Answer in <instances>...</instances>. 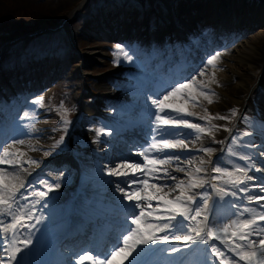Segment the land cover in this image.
<instances>
[{
  "label": "snow or ice",
  "instance_id": "snow-or-ice-1",
  "mask_svg": "<svg viewBox=\"0 0 264 264\" xmlns=\"http://www.w3.org/2000/svg\"><path fill=\"white\" fill-rule=\"evenodd\" d=\"M117 60L119 62V53L123 51L124 46L117 44ZM220 53L210 56L206 63L204 64V69H207L209 66L215 67L214 61L218 59ZM124 59L131 60L132 58L126 53L124 54ZM204 69H202L198 75H205ZM215 74L213 73V76ZM197 81L196 76H192L190 79H185L183 83H177L175 87L167 93L163 99H154L152 104L156 106L158 112L155 114V135L152 137V142L145 147L138 154L144 157V167H147L149 164L152 165H164L169 162L172 157L168 159H152L149 160L150 153H165L167 149H175L178 147H186L183 144V141H171L165 139V136L173 135V130L180 125H184L187 128L196 129L197 131L203 133L206 130L201 128L198 124L189 123L186 119L177 117H172L170 112H166L165 109H172L176 113H186V109L180 106L173 104H167L165 101L172 97L175 94L181 93L186 89H190ZM200 88L199 95L203 96L208 100V103L211 104L213 101L210 98L211 95H215L205 85H197ZM188 99L196 101V97L192 96L191 93H188ZM44 98L36 97L33 103L42 104ZM232 115H237V110H231ZM187 115H194V113H186ZM25 117L29 114L25 113ZM171 117V118H169ZM201 119H221L226 120V116H209L201 117ZM247 121L249 118L244 117ZM69 122L65 119L64 124ZM34 127V126H33ZM212 127H216L212 125ZM212 127L207 129V132L211 134ZM260 127L264 128V121L260 122ZM231 131L230 129H228ZM105 130L103 128L97 130V135L99 136ZM241 136H251L252 133L244 132L240 134ZM159 137V139H157ZM238 137H232V143L237 144ZM19 143H23L20 141ZM63 143V137L57 141V145ZM255 147V145H252ZM264 147V146H262ZM202 151L210 153L213 150L211 148H204ZM228 152L232 156H236L237 153L233 151L232 147L229 146ZM8 149H4V156L0 157V164H12L13 161L5 159L8 155ZM166 155V153H165ZM259 156H264V151L258 153ZM178 161L179 157H175ZM240 159L248 162L245 166L236 165L232 171H229L227 168L213 167L212 172L217 175L212 176L214 181H223L221 186L219 183L211 184V188L216 197H219L220 201H224L226 197H237V193H245L246 199L249 202L255 201L259 206L260 211L257 212V209L250 208L244 204H236L231 201H227L229 206L233 209H236L232 213L235 216V219H232L230 223H219L217 221L209 222L208 216L204 215L203 220H197V217L201 216L203 213H207L212 210L213 206L218 202L213 200L212 204H209L210 194L205 191L200 195V200H197V195L195 193L189 194L192 189L202 188L207 180L197 177L193 173H188V180L185 183L184 180H176V177L170 176L167 174V169L156 168L154 171L160 172L163 171L167 179H170L174 182V187L168 189L167 192H164V188H168L167 184L160 186L151 185L150 187L154 188L156 195L146 196L143 199L145 200H155L157 201L156 207L152 208L151 203L147 205L150 208V211H145L140 203L141 197L137 194V190L133 189L126 191L124 187H121L119 184L116 186V190L123 194L122 199H126L130 202L129 207L131 209H139V212L132 211L126 213L124 222L120 225L119 230L114 235L111 241V247L105 246V249L98 251L96 249H90L95 252L93 255H80L77 261V264H83L84 261H88L89 264H140L141 257L145 256L147 253L154 250L153 246H158L162 243L171 244L172 241H183L185 247H199V245H210L211 253L214 254V258H220L219 264H224V260L227 259L229 264H239V261H247V264H264V167H256V161L251 155L240 156ZM15 163H20L16 161ZM30 163H37L33 160ZM203 165L205 161H200ZM141 164H129L125 162L124 164H117L115 168L109 169V175L128 177V180L125 182L127 185H134L137 183H146V181H137L135 178V171L141 169ZM124 169L133 170V174L129 176L128 171ZM250 170H254L257 173H261V177H255L248 175ZM177 171L185 172L184 168H178ZM195 173H200L206 171L202 167L195 168ZM146 175V173H142ZM8 176V173L5 169H0V215L4 217H10V221L4 222L0 220V233L5 234L3 239L0 240V243L6 245L3 248L6 258H0V264H22L21 259L18 254H21L24 249H28L29 245L32 244V240L28 237L23 240L17 239L20 229H29L35 228V225L28 224V221L32 219L31 209L25 211L28 208V205H20L16 199V193L19 191V188L15 184H6L5 177ZM165 176H157L158 179H164ZM15 179V177H11ZM260 180V183L252 185L254 188H258L260 194L252 195L250 194V188L248 182L254 180ZM44 183V182H42ZM231 186V187H226ZM23 188L24 185L19 186ZM49 191L52 186H48ZM54 187L59 188L60 185L57 183ZM235 189V190H233ZM178 194L172 198H168L170 193L177 192ZM8 193L5 196V193ZM47 192H39L35 195L38 196H47ZM39 201H37L38 203ZM202 204V207H201ZM155 212L166 213L167 215H156L153 216ZM149 218H152L151 220ZM40 217H37V223L40 222ZM130 219V224L128 220ZM219 219H227L219 218ZM191 220L192 225L186 226L185 222ZM163 221V223H160ZM175 221V223H173ZM235 228V231H231L228 239H224L225 236H228L230 229ZM178 232H183V235H177ZM158 233H164V235H158ZM10 234V235H8ZM31 233H29L30 237ZM235 238V239H233ZM213 241H220L221 246L218 247L217 244ZM22 245V247H21ZM224 249V250H222ZM160 251H167V248L159 249ZM89 251V250H82ZM172 252L179 251L176 247H171ZM234 254V255H233ZM119 256L120 260L117 261L116 257ZM239 257V261H237Z\"/></svg>",
  "mask_w": 264,
  "mask_h": 264
},
{
  "label": "rangeland",
  "instance_id": "rangeland-1",
  "mask_svg": "<svg viewBox=\"0 0 264 264\" xmlns=\"http://www.w3.org/2000/svg\"><path fill=\"white\" fill-rule=\"evenodd\" d=\"M81 1H83V0H0V29H3V27H8L9 25H10V27L13 28L14 25L16 26V25H18L20 23H22V24L30 23V24H33V25L36 26L37 25L36 23L38 22V20L39 19L43 20V18H45L46 16H47V19L48 18L52 19V18L55 17L56 20L59 19L60 17H61L60 19H63L66 16L65 17L66 18L65 21H63V22H61L60 20L58 21V24H60L58 26H61L63 28L61 30L63 35L68 32L67 30L69 29V27L73 30L72 32L75 33V29L74 28H76V25H79V23H77V19H76V17L73 14L82 5ZM232 2H234V0H232ZM247 2H248L249 6L251 5V7L249 8V11L253 12L254 6L256 4H258V2L259 3L263 2V0H261V1H256V0H251L250 1V0H247ZM233 8H235V7H233ZM185 14L188 15V10H187V12L185 10ZM72 16H74V17L72 18ZM169 16H171V15H169ZM39 23L40 24H45L44 22H41V21ZM40 24H38V25H40ZM54 25H56V24H54ZM49 26H51V25H49ZM40 27L42 28L43 25L42 26L40 25ZM259 33H257V34H256V32L253 33V34L251 33V34H249L248 37L243 39V41L241 40L237 44H239L240 46L245 45V46L253 47L254 49L255 48H257V49L259 48L260 50H264V45H263L264 44V30L261 31L260 34ZM73 37H74L73 40L76 41L77 38L75 36H73ZM100 43H101L100 40L94 39L93 37H90V38H88L86 40H83L82 42H78V44H79L78 47L79 48H78L77 52H79L80 55H79L78 59H76V61H73V60L71 61L72 62V66H74L75 70H78L77 64H82V65H85V68H82L81 71H83L86 74H91V75L94 74L95 76H98V77H100L102 75H105V74H103V72L107 68L112 66V65L107 63L105 61V59L101 56L104 53V49L102 47L100 48ZM235 46L233 48H231L232 50H230L229 53H226V54H229V56H230V54H233L235 52L234 50L237 49V47L235 48ZM94 52H98V53L92 54L90 56L91 57L94 56L95 59H90L88 61L84 60V57H85L86 54L94 53ZM227 57L228 56H226V58H224L225 63L226 62L228 63ZM79 60H81V62H79ZM231 61H233V60H231ZM222 62H223V60H222ZM260 63H253L252 62L250 64V62H244L242 64L243 65L242 68L236 70L240 74L233 75L231 77V79L228 78V81H225V83L227 85H231V84L234 85L236 83V81H237V77L240 76L242 81L240 79H238V80H240L242 84H244V82L246 83L245 86L243 87V88H246V89L242 91L243 93H245L247 90L250 89L249 84L251 82V76H250L251 73L248 74L249 73L248 68H253V67L254 68H259V69L262 68V72H263V64H264V62L262 61V63L261 64ZM210 70H212V69H210ZM210 70H206L205 74L208 71H210ZM216 70H218V69H216ZM111 72H110V74H111ZM262 72H261V74H262ZM61 73H62V71H60V73L57 76L60 77ZM99 74H101V75L99 76ZM227 74H229V72ZM105 76L109 77L110 75L109 76L105 75ZM203 76H205V75H203ZM259 78H260V76H259ZM261 79H262V76H261L260 80ZM101 81L104 82L100 78V82ZM226 84H224V85H226ZM218 87L219 86H217L215 88H218ZM218 91L220 93H223V94H222V96L216 95V97H214V101H215L214 105H216V107L219 109L217 111L218 113H221V114L223 113L224 116H228L229 112H227V111L231 109V107H232L231 105L232 104L237 106L236 102L239 101V97H241L243 93H239L238 92V91H240L239 89L237 91H236V89L233 90V91H228L227 89H224L223 86H221ZM194 92H195V95H196L195 96L196 99L201 100L200 98L201 97L203 98V96L199 95V91L194 90ZM104 93H106V92H102L100 95H103ZM235 95H237V96H235ZM175 96H177V95H174L172 97H175ZM95 97H97V96H95ZM260 98H261V96H260ZM185 99H188V98H185ZM240 103L241 102H239V104ZM194 106L199 108L200 110H202V108H203L202 105H198V104L194 105ZM225 108H227V109H225ZM194 110L196 111V109H194ZM206 111L207 110H202L201 113L204 114L205 116L206 115L207 116L211 115V112H206ZM230 117H228L227 121H230ZM65 144H66V146L65 145L61 146L59 148V151L68 150L69 143L66 142ZM34 149H39L40 151H42V148L41 147H37V145H32L31 146L30 150H34ZM44 155H47V151H45ZM25 171L28 174V169H25ZM26 172H25V174H26ZM9 173L12 174L13 171L11 169H9ZM163 184H167L168 185V188H164L163 191H168V189L171 186L170 181L164 179V181H161L158 184V186L163 185ZM32 190L40 191L38 189V187H35V186L33 187ZM173 195H174V193H170L169 194V198L171 196H173Z\"/></svg>",
  "mask_w": 264,
  "mask_h": 264
},
{
  "label": "bare ground",
  "instance_id": "bare-ground-1",
  "mask_svg": "<svg viewBox=\"0 0 264 264\" xmlns=\"http://www.w3.org/2000/svg\"><path fill=\"white\" fill-rule=\"evenodd\" d=\"M208 1H209V3L205 2V4H207L210 7V9L208 8L206 10V9L203 8L202 10H204V13L206 11V14H210V15H213L214 13H218L219 12L217 17H219L220 13H222V12L223 13H231L230 15H228V17L231 19L232 16L235 14L232 11L233 9H235L237 12L239 11L241 13V15L247 16V15L250 14L253 18H256L255 21H257V22H259L260 18L264 16V0L261 3L258 2V4H256L254 6L253 12H250V11L247 12L249 10V8L251 7V5L250 6L248 5L247 0H234V2H232V0H208ZM178 3L181 5L179 7L180 11H176V14H178V16L184 17L186 19L191 17V16H194L195 18H197L199 16V11H200L199 7H195L194 5H191L188 1H186L184 3L181 2V1H178ZM233 7H235V8H233ZM185 10H186V12L188 10V15L185 14ZM237 21H238L237 23L239 24V22H242L243 20L238 18ZM139 22H140V25L142 26L141 30H139V33H136L135 36H131L130 38H134V37L137 36L138 42H142L143 40L146 39V37H145V35L143 33H146L149 27H148V22L146 23L143 19H141ZM115 23H116L115 21L109 20V22L103 24V26L105 27V31L108 33L112 29H114L115 26H116ZM95 25H96V23L93 24V26H95ZM103 37L106 38L105 36H103ZM236 47H237V49L234 50L235 52L233 54H230V56L227 57L228 63L224 62V66L220 67V69H218V70H211L212 71L211 73L212 74L214 73L216 75H215V77H213V76L212 77L211 76L210 77H206V79H204L205 85H207L208 87H211V85H214L215 81L219 82L221 80L224 82L223 85L226 84L225 81H228V78L231 79V77L233 75L240 74L236 70L242 68V66H243L242 64L244 62H250V64L252 62L253 63H260V62L262 63V61L264 62V56H263L264 55V50H260L259 48L258 49L255 48L254 49L253 47L245 46V45H242V46L237 45ZM96 53H98V52L86 54L85 57H84V60L88 61L90 59H95L94 56L91 57L90 55L96 54ZM231 60H233V61H231ZM55 67L56 68L54 70H52V73H53V75L57 76L60 73V71H62V70H61V67L59 65H56ZM227 71L229 72V74H227L228 73ZM111 74L112 75H110L109 77H107L105 75H102L100 77L96 76V77L99 78V80H100V78L103 81L105 80L104 84H102V86L107 91L103 95H99L97 97H94V98H96L95 101L99 100V107H100L101 110H103L107 105L117 104V103L121 102L120 100L115 99V96H113L110 93H108L110 91V89L112 90V89L116 88L114 86L115 84L113 85V83H112L113 79L111 78V77H113V74H115V71H112ZM205 76H206V74H205ZM261 76H262V74L260 75V78H261ZM238 79H240L242 81L240 76H238L237 77V81H236V83L234 85L233 84H231V85H227L226 84V85L223 86L224 89H227L228 91H233L235 89L237 91L239 89L240 91H238V92L241 93L243 90L246 89V88H243L246 83L244 82V84H242L241 81L238 80ZM4 83H6V82H4ZM11 86H13V85H11ZM1 88L2 89H7V88H11V87L9 85H4ZM260 92L262 93V89L260 90ZM235 96H237V95H235ZM243 101L244 100L240 99V97H239V101L236 102L237 107H242L243 106L242 105ZM239 102H241V103L239 104ZM5 108L7 110L8 109H12V108H10V105H8V104H7V107L5 106ZM22 137L23 136L20 137V141H23V143H12L11 145L10 144L5 145V149H8V153L15 152L16 153V157H18V159H16L17 161L20 162V163H18L19 164V168H20L18 175L22 171V168H27L29 166L31 167L32 165H34L35 166L34 168H36L37 165H38V161L37 160L40 159V155H39L38 152L29 150V148L31 147V144H33V141L32 140H28V139H25V140L23 139L22 140ZM44 139L45 138H43V140ZM3 156H4V152L2 154V157ZM0 157H1V155H0ZM4 158L9 160L10 158H12V156H8L7 155ZM33 160L37 161V163H30V161H33ZM54 163H55V161H53V163H47V164H50V166H53ZM18 164H17V166H18ZM23 164H25L24 167H22ZM24 172H26V171H24ZM11 177H13V175H10L9 177L8 176L5 177V182L7 184H9V183L12 184V183L16 182L15 179H11ZM71 182H74V178L71 179ZM60 187L61 188H59V190L57 192H64L65 189L67 188V187H63V184H60ZM61 196H63V194H60L57 197L56 200H59V198H61ZM29 202L31 203L32 200H30ZM28 209L29 208H26L25 211H28ZM5 218L6 217L0 215V220H3L5 222L6 221V220H4ZM0 234H2V236L5 235L3 233H0ZM34 236H36V234H34ZM179 242L184 243L182 240L179 241ZM41 246H42V242L41 241H39V240L34 241L32 243V253L38 252L39 248H41ZM35 248H38V249H35ZM153 248L157 249L156 246H153ZM185 248L186 247H183V251H185ZM0 254L5 255L3 249H2V252L0 251ZM164 258H166V257L164 256ZM173 264H177V263H173Z\"/></svg>",
  "mask_w": 264,
  "mask_h": 264
}]
</instances>
